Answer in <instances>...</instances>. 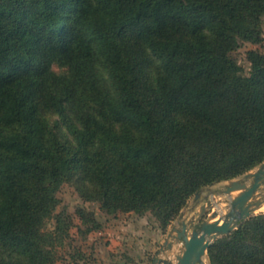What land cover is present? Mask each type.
<instances>
[{"label":"trees","instance_id":"trees-1","mask_svg":"<svg viewBox=\"0 0 264 264\" xmlns=\"http://www.w3.org/2000/svg\"><path fill=\"white\" fill-rule=\"evenodd\" d=\"M263 25L264 0H0V264L56 262L63 183L165 231L197 192L259 166L264 55L246 51L245 72L234 53ZM207 258L264 264V213Z\"/></svg>","mask_w":264,"mask_h":264},{"label":"rangeland","instance_id":"rangeland-1","mask_svg":"<svg viewBox=\"0 0 264 264\" xmlns=\"http://www.w3.org/2000/svg\"><path fill=\"white\" fill-rule=\"evenodd\" d=\"M251 49L264 55V40L256 45L242 43L234 53L245 72L248 70L245 53ZM226 183L227 181L208 186L200 191V196L204 193L218 192ZM56 197L58 199L56 213L64 212L72 219L73 224L68 229V237L63 245L58 247V258L54 264H164L163 261L176 263V257L180 253L177 254V242L174 240L172 229L173 223L179 220V215L165 231H162L149 213L142 216L134 213L106 214L98 203L82 200L75 187L69 183L58 186ZM226 207L225 204H221L214 211L222 216L226 212ZM79 208L94 214L95 220L100 223L98 230L83 232L85 225L77 214ZM261 213H264V207L256 212V215ZM209 217L208 213L204 219ZM53 226L54 220L49 221L47 227L52 229ZM203 261L204 264H209L208 258Z\"/></svg>","mask_w":264,"mask_h":264},{"label":"water","instance_id":"water-1","mask_svg":"<svg viewBox=\"0 0 264 264\" xmlns=\"http://www.w3.org/2000/svg\"><path fill=\"white\" fill-rule=\"evenodd\" d=\"M194 197L199 198L200 192ZM221 204L227 206L222 216L214 211ZM263 207L264 161L240 178L227 181L222 190L207 195L190 219L183 220V212L179 214V228L172 229L174 240L182 247L175 264H203L214 241L233 232ZM208 213L210 217L204 219Z\"/></svg>","mask_w":264,"mask_h":264},{"label":"crops","instance_id":"crops-1","mask_svg":"<svg viewBox=\"0 0 264 264\" xmlns=\"http://www.w3.org/2000/svg\"><path fill=\"white\" fill-rule=\"evenodd\" d=\"M207 195H209V194H205V193H204V194H202L199 198H195V197L193 196L190 200H188L187 205H186V208H185L184 211H183V217H182V219H183V220H188V219H190L194 214H196V213L199 211L201 205H203V203H204V198H205ZM179 222H180V221L178 220V221H175V222L173 223L174 228H179V224H178ZM174 236H175V233H174ZM181 249H182L181 244H180V243H177V247H176L177 254L180 253Z\"/></svg>","mask_w":264,"mask_h":264},{"label":"bare ground","instance_id":"bare-ground-1","mask_svg":"<svg viewBox=\"0 0 264 264\" xmlns=\"http://www.w3.org/2000/svg\"><path fill=\"white\" fill-rule=\"evenodd\" d=\"M203 264H204V262H203Z\"/></svg>","mask_w":264,"mask_h":264}]
</instances>
